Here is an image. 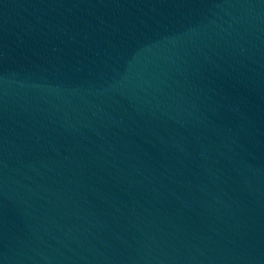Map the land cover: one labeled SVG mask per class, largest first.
Here are the masks:
<instances>
[{
  "label": "water",
  "instance_id": "water-1",
  "mask_svg": "<svg viewBox=\"0 0 264 264\" xmlns=\"http://www.w3.org/2000/svg\"><path fill=\"white\" fill-rule=\"evenodd\" d=\"M0 264H264V0H0Z\"/></svg>",
  "mask_w": 264,
  "mask_h": 264
}]
</instances>
